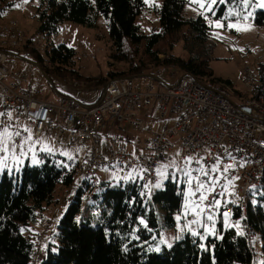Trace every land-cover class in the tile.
<instances>
[{
	"label": "trees",
	"instance_id": "trees-1",
	"mask_svg": "<svg viewBox=\"0 0 264 264\" xmlns=\"http://www.w3.org/2000/svg\"><path fill=\"white\" fill-rule=\"evenodd\" d=\"M185 3L186 0H162L159 8L154 6L160 32L145 35L137 24L147 7L145 0H40L36 12L37 33L51 36L63 22L94 27L102 17L107 21L116 47L124 46L125 42L133 46L144 44L145 55L156 63L159 59L155 48L161 40L185 28L191 41L184 40V47L191 56L188 60L177 58L176 68L184 76L217 88L218 79L209 66L213 43L207 44L212 28L202 16L184 17ZM12 4L10 0H0V13H3L0 19L6 7ZM220 9L216 17L222 18L225 6ZM254 23L264 27V10L256 12ZM32 45L29 39L23 48L24 54L32 50L42 65L44 57ZM18 52L17 57L21 55ZM45 54L51 67L58 71L76 55L74 49L65 45H47ZM162 64L168 65L169 61ZM40 67L45 74L50 71L47 66ZM130 72L143 75L140 66H132ZM109 76L115 79L118 74ZM150 81L153 86L154 81ZM229 83L226 84L230 86ZM41 158L40 165L27 162L17 172H0V264H254V246L250 248L241 234V211L234 208L232 219L239 223L242 232L224 223L223 211L225 206H230L227 202L216 216L214 236L204 234L203 230L198 235L187 233L168 248L160 246V240L164 232L177 227V217L182 213L185 200L184 183L179 185L168 178L162 189L152 190L154 186L147 188L133 175L134 179L123 176L119 182L102 180L97 188L81 176L76 185L77 162L68 161L60 154H42ZM58 187L74 188V192L49 231L43 253H38L37 262L33 263L36 251H40L39 234L33 232V227L44 225L48 208L58 204ZM262 199L264 196L257 199L254 207L248 206L247 219L261 238L264 257ZM217 211L205 216H213ZM141 220L144 223H140ZM157 248L159 251L155 250Z\"/></svg>",
	"mask_w": 264,
	"mask_h": 264
},
{
	"label": "built area",
	"instance_id": "built-area-1",
	"mask_svg": "<svg viewBox=\"0 0 264 264\" xmlns=\"http://www.w3.org/2000/svg\"><path fill=\"white\" fill-rule=\"evenodd\" d=\"M28 40L13 18L0 24V113H3L0 130L7 126L12 132L19 131V137L13 136L17 143L27 139L29 133L25 128L31 130L34 142L45 134L53 135L54 145L63 151L88 145L89 153L77 157L76 178H88L95 188L102 181L100 172L115 168L124 177L131 173L147 188H152L158 178L156 170L172 160L176 141H180L182 159L192 158L190 166L194 170L200 172L201 168L208 170L216 165L221 169L211 174L219 183L201 205L205 214L216 210L211 207L214 199L223 196L225 189L239 177L240 191L232 194L227 204L241 211L243 235L248 246H254L257 234L247 219L246 198L254 189L264 186V63L255 72L242 75L241 89L228 86V92L185 75L175 85L158 90L152 83L141 90L124 80H113L93 105L66 96H59L57 103H52L37 99L45 95L43 91L33 93L24 88V75L15 68V53ZM38 51L45 57V46H40ZM255 51L264 60V44H258ZM44 63L51 66L48 58ZM145 117L170 121L162 130L152 133L147 140V152L128 154L121 140L115 137H110L106 151L100 152L101 141L109 130L124 131L126 123L139 130L145 125ZM200 179L209 178L201 175ZM195 190L193 183L192 191ZM199 195L196 192L192 196L197 204ZM61 209L62 205L56 212L59 214ZM191 220L198 218L192 216Z\"/></svg>",
	"mask_w": 264,
	"mask_h": 264
},
{
	"label": "rangeland",
	"instance_id": "rangeland-1",
	"mask_svg": "<svg viewBox=\"0 0 264 264\" xmlns=\"http://www.w3.org/2000/svg\"><path fill=\"white\" fill-rule=\"evenodd\" d=\"M13 2L12 6H7L4 10L3 18L0 19V24H5L13 18L21 26L22 30L27 34L28 38L33 41L32 48L39 49L40 46L51 45L60 46L65 45L69 48L75 50V57L72 62L68 65H61V71L53 69L51 66H47L50 71L47 70L48 74H45L41 70L40 66L45 65L46 56L43 58V63L40 65L38 63V58L36 53L32 50L24 54V49L21 48L18 52L17 64L15 68L24 75L22 81L23 87L27 90L36 93L38 90L44 92V96H37V99L47 100L52 103H57L59 96H66L75 98L79 101L85 103H90L97 101L100 95L104 92L105 86L113 80H124L128 77H133L136 75L130 74L132 66H140L141 73L143 75H152L158 81L153 82V88L155 90L163 89L166 86L175 85L179 79L184 76L182 72L177 69L178 64L175 62L177 58L188 60L190 58V53L184 47V40L190 43L191 39L187 30L184 28L178 34L173 36H165L159 45L155 48L158 52L159 62L152 63L150 59L145 55L144 44L133 46L125 42L124 46L120 48L114 45L112 41L107 21L105 18L100 17L97 24L94 27H85L76 23L63 22L57 33L48 35H40L37 33L38 20L36 16L37 6L40 0H10ZM146 9L143 14L137 20V24L141 26L142 32L145 35H151L152 33L160 32L159 18L155 12V7L158 8L162 5V0H145ZM210 0H186L183 15L186 18L197 19L199 17H207L205 22L212 28L209 35V41L207 44L213 43V50L211 56L209 57V66L213 72L214 78L218 79L215 85L222 91L228 92L227 82H230V86L236 89H241L239 83L240 78L245 72H255L258 65L264 63L261 58L260 53L256 52V46L258 44H264V27L257 26L254 23V17L257 11L264 10L259 5L264 3V0H248V8L245 9L239 0H230L219 5H213V10L215 15H213V10H208L206 5ZM205 5L201 7L200 5ZM19 5V7H16ZM225 6V13L222 18L216 17L217 13L220 12V7ZM231 9L232 15L229 16V10ZM239 15V19L237 18ZM247 16V19L244 17ZM235 20H231L232 18ZM220 22L223 27H215L214 25ZM228 24H233L234 27L229 28ZM43 57V55H41ZM168 65H163L162 63H167ZM173 61V62H170ZM162 64V65H161ZM118 74L115 79L110 78V74ZM103 82V83H102ZM226 82V83H225ZM128 84H132L141 90H145L147 85L151 83L149 79L135 78L132 81H127ZM36 97V96H35ZM173 117V116H172ZM162 123V122H161ZM146 128L142 129L144 131ZM125 131L109 130L107 136L101 141L100 152H103L109 144L110 137H115L120 139V144L123 145L126 152L130 153V148L126 143H122L124 139H129L131 136H137L139 139H134L145 144L147 147V140L150 134L143 135L146 136V141L142 140V136L138 135L136 131L134 133L130 132L133 129L127 123L124 125ZM141 131V132H142ZM129 132V134H128ZM133 134V135H130ZM130 135V136H127ZM53 135L45 134L42 139L38 142L32 140L24 144L23 150L17 147L15 155L19 156V162L13 158L11 151L9 153L0 152V156L7 155L8 159L5 162L6 167L0 164V172L3 170L19 171L22 167L26 165L27 162L31 165H40L42 163V154L56 155L60 154L62 157L66 158L68 161L76 162L78 156L86 155L89 153L88 145H81L78 147L68 148L66 150H60L53 143ZM145 139V138H143ZM27 140V139H26ZM25 140L20 141L24 143ZM29 147L32 151H29ZM45 147L51 148L52 151H44ZM181 142L176 141V147L172 152V160L167 163H162V166H167L162 170L165 171L166 176L162 178L158 174L156 183L161 186L159 188L153 187L152 190L162 189L164 183L168 178L175 180L179 185L185 184L184 189V204L182 213L178 216L177 227L175 230L166 231L163 233L160 246L164 245L171 247L174 243L181 239L185 234H192L193 232L199 234L200 230H203L204 234L213 235L215 234V226L217 215L222 212L220 211L221 206L225 202L230 201L231 195H235L240 191L239 177L235 178V181L231 183L227 189L224 191V195L220 196L217 200L219 201V206L215 207L218 209L217 212L213 213V220L209 221L204 212L197 216L190 210V205L195 201L192 196L189 195V190H192V185L187 183L188 177L185 176V171L191 170V175L193 177L199 176L200 172L194 170L187 160L182 159L181 153ZM25 154H21V152ZM67 152L69 156H65L62 153ZM141 152V151H140ZM144 150H142V153ZM35 155L38 163L32 162V157ZM131 155H137L133 153ZM159 168V169H160ZM81 177V176H80ZM101 180L115 181L119 182L123 178L120 169H108L101 171L99 174ZM81 179V178H80ZM79 177H77L76 185L80 183ZM76 185L74 188H76ZM74 188L67 189L64 187H58L56 191V197L59 201L55 206L48 208L46 212V222L43 225L33 227V232L39 234L37 237V242L40 247V251H36L33 263L37 262V254L43 253L45 242H47L49 237V231H51L56 223V218L58 216L57 208L62 205L66 206L69 202L68 198L70 194L74 192ZM232 195V196H233ZM264 196V186L258 189H254L252 193L246 198L248 206L252 204L254 207L257 205V199ZM264 200V199H262ZM264 206V201H263ZM232 207H226L223 213H227V218L223 214V220L226 225H239L235 219H232L233 213ZM232 210V212H228ZM192 216H196L200 223H194L191 220ZM242 217V215H241ZM242 232L241 228H237ZM34 234V235H36ZM193 235V234H192ZM179 237V239H176ZM166 241V243L162 242ZM170 248V247H168ZM42 255V254H41ZM254 264H263V250L262 241L259 235L254 237Z\"/></svg>",
	"mask_w": 264,
	"mask_h": 264
},
{
	"label": "snow or ice",
	"instance_id": "snow-or-ice-1",
	"mask_svg": "<svg viewBox=\"0 0 264 264\" xmlns=\"http://www.w3.org/2000/svg\"><path fill=\"white\" fill-rule=\"evenodd\" d=\"M226 2H230V0H210V2L206 5V8L208 10H213V5H219V4H223V3H226ZM239 3L245 9L248 8V0H239ZM200 6L201 7H205V5H203V4L200 5ZM259 6L261 8H264V3H261ZM16 7H19V5H16ZM0 14H3V13H0ZM232 14L233 13H232V11L230 9L229 10V16H231ZM213 15H215L214 10H213ZM237 18L239 19V15L238 14H237ZM205 19H207V17H205ZM244 19H247V16H245ZM214 26L215 27H223L224 25L222 23H220V22H217ZM228 27L229 28H232V27H234V25L233 24H228ZM0 115H3V113H0ZM24 131L29 133V135L27 137V140H25L24 143L18 144L17 141H15L13 139V136L19 137L20 136V132L19 131L12 132V131L9 130V127L4 126L3 129L0 130V152L9 153L11 151V153L13 155V158L16 159L19 162V160H20L19 156H16L15 155V152H16L17 147H19L21 150H23L24 144L27 143L28 141H30L32 139V137H31V130L28 129V128H25ZM28 150L29 151H32V148L29 147ZM43 150L44 151H48V152H51L52 151V149L51 148H48V147H45ZM21 154L23 155L25 153H23V151H22ZM62 154L65 155V156H69V154L67 152H64ZM71 158L72 157L69 156V159H71ZM7 159H8V156L7 155L0 156V164H2L4 167H6L7 165H6L5 162L7 161ZM32 162L33 163H38V161L35 158V155H33V157H32ZM196 162L199 163V161H196ZM187 163L188 164H191L192 163V158H188ZM166 167L167 166H162V168L156 170L157 173L162 178H164L166 176L165 171L162 170L163 168H166ZM135 171L136 170L133 169V172H135ZM145 171H147V170L145 169ZM220 171H221V169H220L219 165L213 166V167H211L208 170H205L204 168H201L200 169V175H202V176H204L206 178H209L207 181L201 180L199 178V176L193 177L191 175V170L185 171L184 174H185V176L188 177L187 183L189 185H191L193 183V181H195V183H196V190L195 191H192L190 189L189 190V195L190 196H195L196 195V192H199L200 193V195H199V201H200V203L197 204V203H194L193 202L190 205V210L195 215L199 216V215H201L204 212V208L201 206L203 204V201L207 200L208 193L215 191V188H216L217 184L219 183L218 179H216L215 177H213L211 174L212 173H218ZM224 171L226 172L227 171V168H225ZM125 179H134V177L132 176L131 173H129V175L127 177H125ZM160 186L161 185L159 183H157L155 185V187H157V188H159ZM218 206H219V201L214 199L211 207H218ZM224 216H225V218H227V213L226 212L224 213ZM177 219H179V217H177ZM207 219L209 221L213 220L212 215H208L207 216ZM140 223H144V221L141 220ZM194 223L199 224L200 221L197 220V221H194ZM145 227H147V225H145ZM234 227L239 228V225L238 224L237 225H234ZM192 234L193 235H197V233H195V232H193ZM241 234H243V233H241ZM203 238H206V237H202V239ZM176 239H179V237H176ZM162 242L166 243V241H162ZM168 247H171V245L169 244ZM155 250L156 251H159V248H157Z\"/></svg>",
	"mask_w": 264,
	"mask_h": 264
},
{
	"label": "crops",
	"instance_id": "crops-1",
	"mask_svg": "<svg viewBox=\"0 0 264 264\" xmlns=\"http://www.w3.org/2000/svg\"><path fill=\"white\" fill-rule=\"evenodd\" d=\"M16 64H17V62H16ZM141 79H144V78H141ZM150 80V79H149ZM154 81V80H153ZM25 88V87H24ZM103 95V93L100 95V96H102ZM100 99V97L98 98V100ZM97 100V101H98ZM97 101H93V102H90V103H85V102H83V101H81L82 103H84V104H86V105H93V104H95V103H97ZM145 125H144V127L143 128H141V129H139V130H137V129H133L132 131H130V132H132V133H134L133 131H136V133H138V135H140V136H142L143 138H145V139H143V138H141L142 140H144V141H146V136L148 135V134H150V137H151V135H152V133H154V132H158V131H160V130H162V128L164 127V125L165 124H169L170 123V121H167V122H160V121H157L156 119H150V117H145ZM144 128H146L144 131H142V129H144ZM125 131V130H124ZM142 131V132H141ZM128 134H129V132H128ZM130 135H133V134H130ZM130 135H127V136H130ZM143 135H146V136H143ZM149 137V138H150ZM148 138V139H149ZM134 139H139V138H137V136H131L129 139L127 138V139H124V141H122V143L124 142V143H126L128 146H129V148H130V153H128V154H133V153H137V154H141L142 153V150H144V152L143 153H145V152H147V150H145L146 149V146H145V144H143V146H144V148L142 147V142L141 141H137V140H134ZM106 148H107V146H106ZM125 149V148H124ZM106 151V149L103 151V152H105ZM141 151V152H140Z\"/></svg>",
	"mask_w": 264,
	"mask_h": 264
},
{
	"label": "water",
	"instance_id": "water-1",
	"mask_svg": "<svg viewBox=\"0 0 264 264\" xmlns=\"http://www.w3.org/2000/svg\"><path fill=\"white\" fill-rule=\"evenodd\" d=\"M136 78H144V79H150V80H154V81H158V79H156L154 76L152 75H138V76H135ZM135 77H128V78H125V81H132L133 79H135ZM182 77H185V76H182Z\"/></svg>",
	"mask_w": 264,
	"mask_h": 264
}]
</instances>
